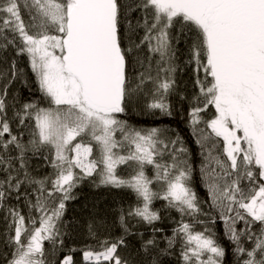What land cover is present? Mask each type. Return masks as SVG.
I'll return each mask as SVG.
<instances>
[{
	"label": "snow or ice",
	"instance_id": "snow-or-ice-1",
	"mask_svg": "<svg viewBox=\"0 0 264 264\" xmlns=\"http://www.w3.org/2000/svg\"><path fill=\"white\" fill-rule=\"evenodd\" d=\"M22 56L41 94L23 103ZM85 180L135 199L119 236L93 218L78 249L64 214ZM0 214L3 264H163L177 246L179 264H264V0H0Z\"/></svg>",
	"mask_w": 264,
	"mask_h": 264
},
{
	"label": "trees",
	"instance_id": "trees-1",
	"mask_svg": "<svg viewBox=\"0 0 264 264\" xmlns=\"http://www.w3.org/2000/svg\"><path fill=\"white\" fill-rule=\"evenodd\" d=\"M27 21V17L25 16ZM182 51L184 49L183 45H180ZM18 67L24 69L25 78L29 81L26 87L20 81H17L10 89V96L16 95L21 103L30 100H37L41 98L40 92L37 90V86L34 83L35 77L31 72L30 66L28 64V59L26 56L18 58ZM190 79V70L186 69L185 74H182L180 83L183 85L186 81ZM189 88L191 85H188ZM42 107H47L46 103L41 104ZM163 123L171 124L173 128L180 130L181 135L185 137L186 140H191L190 130L185 126L184 123H176L174 121L164 120ZM195 147V145H190ZM199 149L197 148V153ZM199 161V156L197 155V162ZM51 171L50 168H41L40 173L43 175ZM148 174L151 175V169H148ZM77 198L67 202V208L64 214V219L67 221H75L73 232V240L70 242L69 246H74L76 248H82L85 245H95L97 240L90 237L88 233V224L90 220L95 219V232L96 236L100 239H110L121 234V229L116 222V214L113 211L119 205H127L128 203L134 201L135 197L129 190L115 189V188H96L93 186L91 180H85L81 185H79L74 190ZM198 193L202 198L205 197V190L202 187L198 188ZM164 201L157 200L154 202L156 208H161ZM180 216L175 210L170 213L165 212L164 218L161 222L157 223V227L164 228L166 235H171V230L176 225L173 223V219L179 220ZM135 223V222H133ZM5 224L2 219V214H0V251H6L3 244V233L5 231ZM222 223L217 224V230L222 231ZM138 231H144L146 235H150L151 231L146 226H141L137 229ZM130 245L133 249L139 248V240L135 237H129ZM47 246V243H46ZM163 247V243H161ZM127 250H122L125 252ZM77 261H81L82 257L79 252L75 254ZM163 264H179V247L177 246L175 252L171 256H165L162 258ZM0 264H3L0 261Z\"/></svg>",
	"mask_w": 264,
	"mask_h": 264
}]
</instances>
